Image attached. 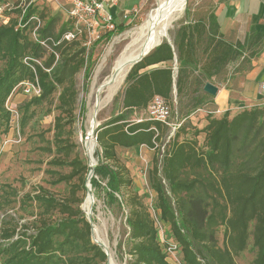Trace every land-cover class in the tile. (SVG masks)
Segmentation results:
<instances>
[{"label": "trees", "instance_id": "1", "mask_svg": "<svg viewBox=\"0 0 264 264\" xmlns=\"http://www.w3.org/2000/svg\"><path fill=\"white\" fill-rule=\"evenodd\" d=\"M6 2L0 0V6ZM13 12L18 14L16 20L10 18L0 24V63H3L0 140L10 130L12 114L7 101L19 84L38 79L42 89L40 97H32L25 105V113L33 105L49 101L61 87L59 108L66 116L56 120L57 155L48 164L68 167L71 171L65 175L54 173L53 169L46 172L52 178L57 176L52 185L66 183L71 188L69 197L61 200L43 186L26 196L39 211L30 223L0 227V264H107L103 248L92 240V225L81 208L84 198L78 194L87 190L91 167L79 155L70 159L74 146L63 137L64 120L74 116L77 95L74 76L87 62L85 77H90L92 55L83 57L86 47L81 40H62L71 28V20L65 22L57 35L53 22L38 31L39 41H45L54 51L49 52L30 37L28 31L35 27L33 23L18 27L21 9ZM35 14L33 4L26 12L25 21ZM218 18L213 13L207 19L188 22L172 45L164 41L135 65L126 78L121 110L96 130L99 149L90 183L95 193L104 192L105 204L113 214H125L127 236L119 240L117 249L120 254L129 255L127 264H173L155 216L167 241L172 239L180 246L183 264H236V258L247 250L250 240L256 250L252 264H264V106L234 116L226 112L217 117L210 111L202 128L190 117L208 97L204 79L212 82L232 62L246 60L245 50L263 42L264 33L254 29V35L246 36L244 43L228 41ZM126 20L117 24V30L124 31ZM200 45L206 46L203 79L199 81L203 91H193L197 94L194 107L186 117L177 114L182 125L168 142L163 157L155 159L150 173L155 204L150 208L144 202L145 196L134 191L133 179L122 156L126 150L142 145L153 149L167 135L168 128L159 122L143 118L137 123L136 120L155 96L165 98L177 111L173 97L176 95L182 101L189 96L187 69L200 64L196 59ZM175 57L179 64L176 76L172 66H164L174 62ZM26 58L35 70L25 63ZM43 58L42 66L34 61ZM249 64L251 70L252 60ZM131 115L135 117L131 119ZM190 132H193L191 136L181 141ZM200 134L205 136L203 146L199 145ZM93 221L96 222L94 218ZM220 226L224 227L222 246L216 239Z\"/></svg>", "mask_w": 264, "mask_h": 264}, {"label": "rangeland", "instance_id": "2", "mask_svg": "<svg viewBox=\"0 0 264 264\" xmlns=\"http://www.w3.org/2000/svg\"><path fill=\"white\" fill-rule=\"evenodd\" d=\"M7 1L15 2V0ZM131 1L132 3L137 2V0ZM158 1L142 0L136 6L138 13H132L126 20L124 31L121 32L116 29L110 34L102 30L100 32L102 35L101 39L92 44H83L86 47L83 57L86 59L92 55L93 65L91 75L88 79L85 77L86 68L89 65L87 62H85L84 67L74 76V87L77 93L74 116H69L64 120L65 132L63 135L64 139L68 141L67 143L74 146L70 159L79 155L89 165L91 164L86 144L91 129L92 110L97 100L98 90L111 76L118 58L133 41V35L144 25L148 14L157 9ZM225 2V0H187L186 9L183 11L181 18L173 25L169 35L159 41L170 38L173 43L181 27L191 21L207 19L213 13L219 14ZM34 6L36 7L35 15L41 19L42 25L48 22L54 23V33L56 35L60 32L65 22L69 20L67 8L59 5L54 0H37ZM128 7L131 8V5ZM13 11L7 10L5 13L0 14V24L10 18L16 20L18 14ZM111 13L113 14L112 11ZM114 14L116 15V13ZM247 23L248 21L241 14H237L235 17V26L228 31L226 39L234 43L243 41ZM33 32L34 30L28 31L32 39H34ZM205 48V45H200L197 49L196 59H198L200 64L193 65V68L187 69V80L190 83L188 90L189 96L183 98L182 101H179L177 98L176 113L182 117H186V114L196 103L195 97H197V94L194 95V92L197 89L199 91L198 93L203 91L199 81L203 79L201 72L206 59ZM257 50L258 47L245 50L244 57H246V60L242 58L229 64L220 75L212 78V83L226 87L234 86L236 81L239 84V81L247 74L250 67L249 61L252 60L253 62V59L257 55ZM45 58L41 59L40 63H43ZM165 65L172 66L176 76L179 68L178 61ZM2 68L3 63H0V71ZM204 82L207 83L209 81L204 79ZM125 88L126 78L112 101L98 111L95 131L112 116L119 113ZM61 91L62 88L59 87L58 91L49 101L40 105H33L28 113H25L24 107L31 101L32 97L25 92V86H17L7 101V106L15 113V117L12 116L11 118L9 132L3 135L0 140V227L6 224L20 227L34 220V215L38 213L39 209L26 196L33 194L39 186L49 189L53 193V196L59 200L69 197L71 184L61 183L52 185V181L57 176L52 178L46 172L49 169H53L54 173L65 175L71 171L68 167H56L48 164L57 155L54 146L56 120L59 116H66L59 108V95ZM211 98L213 96L208 94L204 105L190 116L192 117L193 123L198 124L201 128L207 115L212 111L210 110ZM177 114H174V117ZM213 115L218 117L217 113L213 112ZM133 117L135 116L131 115L130 118L133 119ZM140 118L146 117L142 114ZM192 133L190 132L189 136H182L181 141L185 137H190ZM165 137H163L161 143L166 140ZM204 139V134H200L198 137L200 146H203ZM50 148L53 149V152L48 151ZM97 149H99L98 144L96 151ZM140 149V152L132 150L128 154L127 159L123 156L122 158L133 179L134 191L136 190L139 195L145 196L144 202L152 208L154 207L155 200L152 195L150 173L153 169L155 159L160 156V153L158 149L153 150L148 147H140ZM119 151L121 153L124 152L123 150ZM94 162H97L96 157ZM74 183H78V181L74 180ZM88 184H86V187ZM91 192L95 197L92 219L94 218L96 220L94 229H97V233L94 236L96 239L100 238L103 242L107 243L114 264H127V260L130 258L129 255L120 254L117 249L119 240L127 236L128 227L126 225L125 214L122 212L113 214L108 209L105 204V194L103 191L95 193L92 189ZM78 194L84 198L81 208L86 213L84 204L87 198V190H82ZM166 237L165 235L164 238L167 239ZM216 239L218 245L222 246L224 241L223 226L218 227ZM168 241L173 242L172 239H168ZM255 256L256 250L252 246V240H250L247 250L236 258V264H252ZM179 257L181 258L180 253ZM170 261L174 264L172 257H170Z\"/></svg>", "mask_w": 264, "mask_h": 264}, {"label": "built area", "instance_id": "3", "mask_svg": "<svg viewBox=\"0 0 264 264\" xmlns=\"http://www.w3.org/2000/svg\"><path fill=\"white\" fill-rule=\"evenodd\" d=\"M37 0H18L17 2L7 1L4 5L0 6V14L5 13L7 10L13 11L15 9H21V14L18 17V27H25L29 23H33L34 27V40L39 41L38 31L42 28V21L37 15H33L29 20L25 21V15L30 6H32ZM59 5L67 8V14L69 20H71V28L68 29L62 36V40L66 41H78L81 40L84 45L92 44L97 40L101 39L102 35L100 32L102 30L107 31L108 33L114 32L117 29V23L114 19L111 9L116 5V0H54ZM142 1V0H141ZM133 13H138V10L135 9ZM128 18V15L125 16ZM52 40V39H50ZM43 46H45L49 52H54L45 41H39ZM55 41L53 40V43ZM55 44V43H54ZM57 58L59 57L56 54ZM29 58L25 59V63L35 70V68L29 64ZM36 63L40 64V61L34 60ZM42 66V65H41ZM45 71L50 72V69H45ZM18 86H25V92L31 97H40L42 94L41 86L36 79L34 82L26 81ZM264 90V84L262 86ZM173 103L176 105L177 99L176 95L173 97ZM8 110L11 112L12 116L15 117V113L7 106ZM171 106V104L161 96H155L152 101L149 103L146 111L143 113L146 120L156 121L168 128L165 141L163 143H155V148L158 149L161 159L165 152V148L170 141V139L175 135L177 130L181 127L182 121L175 116L177 114ZM11 116V118H12ZM174 117V118H173ZM174 119V120H172ZM144 119H137L136 122L140 123ZM147 147L142 145L141 148ZM157 226L160 230V233L163 238V242L166 245L167 253L170 257L174 259V264H183L179 253L181 251L180 246L176 242H169L164 238L165 232L164 229L155 216Z\"/></svg>", "mask_w": 264, "mask_h": 264}, {"label": "crops", "instance_id": "4", "mask_svg": "<svg viewBox=\"0 0 264 264\" xmlns=\"http://www.w3.org/2000/svg\"><path fill=\"white\" fill-rule=\"evenodd\" d=\"M225 1L219 14H216L219 17L221 30L225 33V37L228 31L234 28L237 14H241L248 21L243 43L246 36L254 35V30L258 33H264V0ZM140 3L141 0H137L134 3L130 2V0H116V5L112 7L111 11L113 14L116 13L114 17L117 24H121L126 15L129 18V15L133 13L136 6ZM129 5H131V8L128 7ZM262 41L257 46L258 52L251 64V70H248L247 74L239 81V84L236 81L234 86L226 87L210 82L219 88L217 95L210 99V110L217 113L218 117H221L226 112H230L234 116L243 110L251 109L255 106H264V90L262 88L264 84V36ZM205 124L206 121L203 122V126ZM133 150L140 152L141 149L136 147ZM131 151L126 150L123 156L127 159Z\"/></svg>", "mask_w": 264, "mask_h": 264}, {"label": "bare ground", "instance_id": "5", "mask_svg": "<svg viewBox=\"0 0 264 264\" xmlns=\"http://www.w3.org/2000/svg\"><path fill=\"white\" fill-rule=\"evenodd\" d=\"M186 4L187 0H159L157 9L148 14L144 25L135 35H133V41L118 58L111 76L99 88L97 100L92 110L93 112L90 122L91 129L89 131L90 137L86 144L89 158H93L91 159L92 162L95 161V151L97 146L95 139L91 136L92 127H95L97 124V121L94 118L95 112L99 111L112 101L120 90L127 76V72L134 61L139 56L150 52L160 39L169 35L173 25L181 18L183 11H185ZM86 197L84 209L89 213L95 204V197L92 198L90 194ZM95 231L97 233L96 228ZM97 240L104 243L108 248L107 243L103 242V240L100 238H97ZM110 264H114L112 256Z\"/></svg>", "mask_w": 264, "mask_h": 264}, {"label": "water", "instance_id": "6", "mask_svg": "<svg viewBox=\"0 0 264 264\" xmlns=\"http://www.w3.org/2000/svg\"><path fill=\"white\" fill-rule=\"evenodd\" d=\"M164 41H167L169 44H171L172 45V42H171V40H170V38H168L167 40H163L162 42H160L159 44H157L150 52H148V53H146V54H143L142 56H139L135 61H134V63L131 65V67L129 68V70H128V72H127V76L129 75V73L131 72V70H132V68L135 66V65H137L138 63H140L144 58H146L155 48H157V47H159L160 45H162L163 43H164ZM175 62H177V57H175ZM127 76H126V78H127ZM175 89H176V85H175ZM204 91L207 93V94H209V95H211V96H216L217 95V93H218V91H219V88L216 86V85H214V84H212V83H210V82H207L206 84H205V86H204ZM97 113H98V111H96L95 112V115H94V118L96 119V116H97ZM96 126H97V124H96ZM95 126V127H96ZM95 127H92V133H91V136L95 139V141H96V145L98 144L97 143V137H96V131H95ZM89 137H90V135H88V137H87V141L89 140ZM88 157H89V155H88ZM91 159H93V158H91ZM91 159H90V162H91V164L89 165L90 167H91V171H90V173H89V176H88V179H87V182L89 183L88 185H87V195L88 194H90L91 195V197L92 198H94V194L91 192L92 191V186H91V179L93 178V176H94V173H95V168H96V166H97V162H92L91 161ZM94 161V160H93ZM92 210H93V207H92V209H91V211L89 212V213H85L86 214V217H87V219H88V221L90 222V224L92 225V240H93V242L95 243V244H97L98 246H100V247H102L103 248V251L106 253V255H107V260H108V264H110V259H111V254H110V252H109V248H107L106 247V245L104 244V243H102V242H100V241H98L96 238H95V236H94V234L96 233V231H95V229H94V221H93V219H92Z\"/></svg>", "mask_w": 264, "mask_h": 264}]
</instances>
